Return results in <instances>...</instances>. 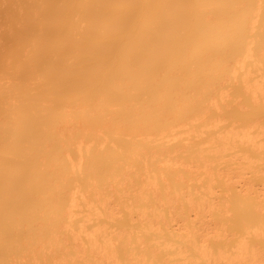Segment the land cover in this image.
Segmentation results:
<instances>
[{
	"label": "bare ground",
	"instance_id": "1",
	"mask_svg": "<svg viewBox=\"0 0 264 264\" xmlns=\"http://www.w3.org/2000/svg\"><path fill=\"white\" fill-rule=\"evenodd\" d=\"M258 1L0 0V264H22L21 256L39 255L37 247L66 234L76 202L68 191L75 164L70 158L72 142L61 129L64 123L78 122L79 130L85 125L88 129L83 130L88 131L89 125L98 129L100 124L101 128L110 124L112 140L124 146L125 151L118 149L122 153L109 148L86 153L83 173L94 172L100 182L119 172L117 160L127 161L133 153L134 143L125 142L122 133L117 136L120 126L126 130L128 123V130L130 124L139 128L137 123L143 121L144 130L166 129L186 118L189 110L194 114L206 109L213 92V86H208L227 79L235 63L249 67V59L255 57L254 64H261L264 72V26L258 16L263 14L259 4L264 0ZM250 70L244 86L236 84L240 95L251 88L262 91L264 98V81L248 83ZM257 107L264 110V102ZM237 109L232 108L228 116L242 119L241 108ZM122 121L126 122L121 125ZM237 134L253 139L246 129L229 130L224 136L227 141ZM173 189L178 191L177 186ZM240 196L236 194L232 201L239 230ZM167 198L165 203L170 202ZM198 200L188 197L189 209L184 211L201 212ZM194 228L189 226L188 234ZM81 232L90 251L115 260L114 245L100 236V228L81 226L71 232L72 238ZM251 243L242 238L233 253L212 257L224 264H262L258 248ZM207 247L198 245L203 256L211 257Z\"/></svg>",
	"mask_w": 264,
	"mask_h": 264
},
{
	"label": "rangeland",
	"instance_id": "2",
	"mask_svg": "<svg viewBox=\"0 0 264 264\" xmlns=\"http://www.w3.org/2000/svg\"><path fill=\"white\" fill-rule=\"evenodd\" d=\"M257 3L256 5L259 4ZM261 3L259 6L264 8V2ZM262 8L260 11H263ZM260 13L258 16L262 18V23L258 19V27L264 26V11L261 16ZM260 29L263 27L259 28V32ZM263 32L261 30V34ZM248 62H250L249 67L244 62L242 65L240 62L232 65L230 71L233 70L226 73L228 78H222L224 81L218 82V85L214 81L215 78L211 80L216 85L211 83L208 86L211 88L213 86L211 89L213 92L209 95L210 98H207V105H204L206 109L202 107L203 111L197 110L198 113L194 114L189 110L188 113L192 114L185 113L186 118L182 117L183 120L179 118V121L173 122L172 125H165L166 129H157L159 132H156V129L154 132L144 130L147 126L141 121L145 128H141V123H137L140 124L139 128L130 124L136 127L131 129L130 126L129 131L127 123L128 125L124 124L128 130L126 131L123 130L124 126L117 125L116 122L118 126L116 129L120 126L122 130H117L119 131V134L116 133L117 136L122 133L127 140L125 142H132L136 146H132L135 151L131 152L130 157H134L137 163L131 161L130 157H128L129 161L121 158L122 163L120 159L117 160L120 163L119 172L100 181L103 183L105 181L104 184L98 181L100 178L95 177L93 171L91 174L94 178L87 172L88 178L83 171L85 160L87 162L86 153L89 154L93 149L120 150L122 147L121 150L125 151L121 143L112 140L110 132H114L108 131L110 124L107 126L111 122L109 120L106 121L107 124L105 122L107 128L105 126L101 128V124L98 129L89 125L91 132L83 130L85 125L79 130L78 126H75L78 124L77 121L76 124L64 123L61 129L65 137L69 138L68 141L72 142L74 149V155H70V158L72 157L71 161L75 164V178L70 182L71 189L69 188L68 191L73 193L76 205L72 208V218L65 227L66 234L61 235L62 237L59 235L57 242L54 241L55 238L49 243L47 240L48 246L39 248L45 245L41 241L43 245L36 247L40 249L39 255L42 254L43 258L38 252L37 254L31 252L34 255L30 253L29 256L28 253L25 257L21 256L22 264L24 262L26 264H224L220 260H215L212 255H217L219 252L222 254L225 251L229 254L233 253L234 245L242 238L248 243H255L260 252L258 255L264 264V110L257 107L259 103L264 102V98L262 91L256 89L253 91L251 88L247 90L248 95L246 93L240 95L236 86V84L244 86L246 73L250 69L248 83L264 81L261 79L264 78V72L261 64L260 66L254 64L255 57L250 58ZM222 79L220 78V81ZM234 107L241 108H239L240 112L244 115L242 119L230 117L232 116L230 110ZM196 109L193 111L195 112ZM246 115L249 119H246ZM125 122L122 121L120 124ZM133 124H136V121H133ZM114 127L112 130L115 129ZM242 129H246L253 139L237 134L226 141L224 135L227 131L238 130L241 133ZM220 141L225 144L222 146ZM105 149L103 151H106ZM117 162L115 164H118ZM164 169L166 173L171 171L170 175L166 176ZM179 185H182L181 188ZM236 194L241 195V198L238 197V203L242 205L237 204L238 209L240 207L238 214H242L237 217L240 216V221L245 223L241 224L243 227L241 226L240 230L236 229L235 224L238 223L239 218L237 221L235 218L237 213L232 205L233 196ZM165 197L170 198L169 203L164 202ZM188 197L195 198L196 202L199 199L201 212L192 209L184 211V208L189 209V203L186 201ZM245 218H249L247 222L251 220L249 224ZM191 225L195 227L192 231L196 230V232L188 234ZM81 226L86 230L100 228V236L109 238L114 245L112 253L115 260L101 259L90 251L84 233L81 232L73 239L71 232L77 231ZM67 236L70 237L69 240ZM200 244L208 245L211 257L203 256L198 249Z\"/></svg>",
	"mask_w": 264,
	"mask_h": 264
}]
</instances>
